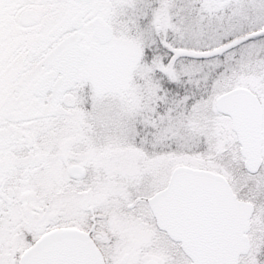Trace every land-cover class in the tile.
Segmentation results:
<instances>
[{"label": "snow or ice", "instance_id": "1", "mask_svg": "<svg viewBox=\"0 0 264 264\" xmlns=\"http://www.w3.org/2000/svg\"><path fill=\"white\" fill-rule=\"evenodd\" d=\"M0 264H264V0H0Z\"/></svg>", "mask_w": 264, "mask_h": 264}]
</instances>
